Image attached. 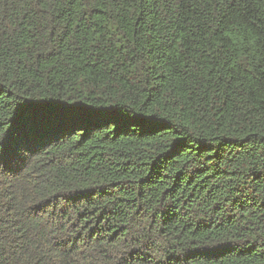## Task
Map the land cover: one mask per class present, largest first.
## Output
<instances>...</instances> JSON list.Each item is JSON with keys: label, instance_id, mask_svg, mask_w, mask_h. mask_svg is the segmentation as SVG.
I'll return each mask as SVG.
<instances>
[{"label": "trees", "instance_id": "16d2710c", "mask_svg": "<svg viewBox=\"0 0 264 264\" xmlns=\"http://www.w3.org/2000/svg\"><path fill=\"white\" fill-rule=\"evenodd\" d=\"M0 264H264V0H0Z\"/></svg>", "mask_w": 264, "mask_h": 264}, {"label": "snow or ice", "instance_id": "6c2138e0", "mask_svg": "<svg viewBox=\"0 0 264 264\" xmlns=\"http://www.w3.org/2000/svg\"><path fill=\"white\" fill-rule=\"evenodd\" d=\"M222 39H224V37H221Z\"/></svg>", "mask_w": 264, "mask_h": 264}]
</instances>
